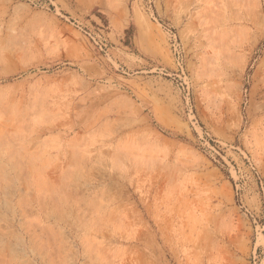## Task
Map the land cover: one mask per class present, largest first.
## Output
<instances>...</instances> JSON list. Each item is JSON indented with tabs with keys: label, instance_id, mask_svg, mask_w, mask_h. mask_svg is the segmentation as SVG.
<instances>
[{
	"label": "rangeland",
	"instance_id": "374dc122",
	"mask_svg": "<svg viewBox=\"0 0 264 264\" xmlns=\"http://www.w3.org/2000/svg\"><path fill=\"white\" fill-rule=\"evenodd\" d=\"M4 1L72 45L0 60V264H264V0Z\"/></svg>",
	"mask_w": 264,
	"mask_h": 264
},
{
	"label": "crops",
	"instance_id": "0c3cea01",
	"mask_svg": "<svg viewBox=\"0 0 264 264\" xmlns=\"http://www.w3.org/2000/svg\"><path fill=\"white\" fill-rule=\"evenodd\" d=\"M76 9L90 14L99 9L108 15L121 0H73ZM18 25L14 35L10 29L0 30V60H9L12 52L18 56L22 67L36 66L63 59L71 50V36L64 24L54 15L43 11L28 10L25 6H13L0 0V25ZM13 47V50L12 48Z\"/></svg>",
	"mask_w": 264,
	"mask_h": 264
}]
</instances>
